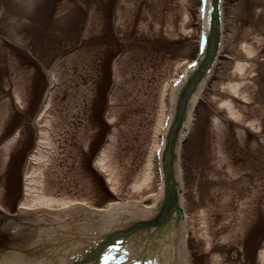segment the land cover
<instances>
[{
    "label": "rangeland",
    "instance_id": "374dc122",
    "mask_svg": "<svg viewBox=\"0 0 264 264\" xmlns=\"http://www.w3.org/2000/svg\"><path fill=\"white\" fill-rule=\"evenodd\" d=\"M186 1L0 0L4 207L16 212L22 198V167L45 119L39 111L51 76L55 87L46 116L53 119L55 154L44 173L51 191L85 198L95 209L126 200L151 150L162 85L176 73V61L195 55L196 0ZM224 11V53L181 151L184 195L208 206L211 228V253L200 252L202 242L191 249L194 264H264L259 259L264 246V0H225ZM242 45L249 50L241 51ZM236 61L246 63L242 73L232 72ZM228 81L244 82L234 99L241 114L236 121L211 101L213 94L228 95L219 93ZM215 116L218 126L212 122ZM113 126L118 129L113 162L120 173L119 194L111 191L93 161ZM18 130L5 147V138ZM33 167L29 161L26 173ZM13 178L17 181L10 189Z\"/></svg>",
    "mask_w": 264,
    "mask_h": 264
},
{
    "label": "bare ground",
    "instance_id": "6f19581e",
    "mask_svg": "<svg viewBox=\"0 0 264 264\" xmlns=\"http://www.w3.org/2000/svg\"><path fill=\"white\" fill-rule=\"evenodd\" d=\"M184 2L186 3L187 1L184 0ZM187 19L188 16H186L185 20L187 21ZM61 27L66 26L62 25ZM69 36H72V34L69 33ZM248 50V46L242 45L241 51ZM186 62L185 65L191 63L190 60ZM175 63L177 73L174 74V77L169 82L162 85L163 88L159 97L160 105L157 112L158 116H156L157 120L153 129L154 135L152 137L151 150L142 168L143 170L135 178L132 187L127 189L128 195L126 200L118 199L110 201L105 206L104 211L95 210L94 205L85 198L66 196L63 192L62 194H56L57 189H54L56 190L55 192H53L54 190L51 191L48 177L44 173L49 167L50 157L54 153V140L52 138L53 119L46 116V113L43 115L45 119L40 128L36 150L34 153H31V163L34 164V167L28 173L25 172L23 174L25 181L23 182L22 198L19 205H17L15 213L11 214L10 217L0 218V230L2 229L4 232H1L2 236H0V264H65L68 257L80 251V247L85 243L84 234L81 235L85 231L84 229L88 225L90 227L94 226L100 218H109L106 221V226H104L106 230L110 228V231H120L128 228L132 221L152 218L157 214V201L160 198L162 190L153 191L151 189L153 185L154 187L156 186L154 182L156 183L157 179V173L154 170V152L158 146L159 138L157 139L155 136H157L160 126L163 124L164 115H166L164 95L167 88H169L170 84L176 79L177 74H179L180 62L176 61ZM245 68L246 63L236 61L234 71L232 72L242 73ZM116 69L118 77L117 65ZM53 80L54 77H51V81ZM207 84L206 80L191 99L189 104L191 105L189 106L190 111L196 105L199 106L200 102L205 99L204 93L207 90ZM243 84L244 82L241 81L222 83L219 87V93L224 94L223 92L227 91L228 95L226 97H219L218 94L211 95V101L216 102L219 107L224 108L225 113L234 121L241 119L239 108L234 103V99L241 94L240 90ZM48 101H46V105L41 111L42 113L48 107ZM173 102L174 99L169 101V108L172 107ZM114 118L112 114L111 120L113 122ZM212 122L215 126H218V123H220L219 118L216 116L212 118ZM117 133L118 129L113 126L112 131L108 134L94 160V166L102 172L106 183L115 194H119L122 190L121 181H119L120 173L113 162V149ZM10 140L8 141L9 144L13 143L15 139ZM180 153L181 150L179 151V156ZM181 166V160H179L177 166L179 176L177 179L181 187L185 188L181 177L183 173ZM64 177L65 173L62 179ZM143 192L146 193H144L145 195H154L155 193L156 197L147 200L145 196L143 200H136L138 197L143 196L141 195ZM195 194L198 197L199 192L196 191ZM190 196V194H180L179 198L181 208H183V215L180 217L181 219L177 225L174 228H170L171 230L166 233L165 237L148 240L141 233L134 240L135 244H137L135 246L142 245L148 250L158 247L157 254L159 257L172 258L171 264H194L195 258L191 247L199 245L196 241L204 244L200 252L203 250V254L211 253V228L206 217L208 215V206L201 205V201L199 200L195 202L197 200L196 197H193L194 201L191 202L190 199L192 198ZM75 227H78L79 234L81 235L77 240L73 236ZM8 229H13V231L7 232ZM97 232L103 233V227ZM8 234L10 235L9 237ZM193 240H195L194 243H192ZM212 258L215 263H220L221 261L219 255H214ZM259 259L264 261V246L259 251Z\"/></svg>",
    "mask_w": 264,
    "mask_h": 264
},
{
    "label": "water",
    "instance_id": "95a60500",
    "mask_svg": "<svg viewBox=\"0 0 264 264\" xmlns=\"http://www.w3.org/2000/svg\"><path fill=\"white\" fill-rule=\"evenodd\" d=\"M177 123V119H175L173 127H171L170 132H169V136H167V143H166V149L164 150L163 153V174H164V178H165V187H166V196H164L163 201H161V206L159 209L162 210H166L167 212H170L171 210L176 211L177 213V217H180L181 214V208H179L178 205V198L176 197V194L174 193L173 190V180L174 179V174H171V171H173V167H172V150H171V146L173 143V138L175 135V129H174V125H176ZM171 164V166H170ZM173 179V180H172Z\"/></svg>",
    "mask_w": 264,
    "mask_h": 264
}]
</instances>
